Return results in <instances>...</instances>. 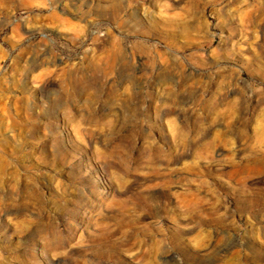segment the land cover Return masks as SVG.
<instances>
[{"label":"rangeland","instance_id":"obj_1","mask_svg":"<svg viewBox=\"0 0 264 264\" xmlns=\"http://www.w3.org/2000/svg\"><path fill=\"white\" fill-rule=\"evenodd\" d=\"M0 264H264V0H0Z\"/></svg>","mask_w":264,"mask_h":264}]
</instances>
